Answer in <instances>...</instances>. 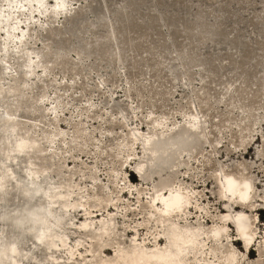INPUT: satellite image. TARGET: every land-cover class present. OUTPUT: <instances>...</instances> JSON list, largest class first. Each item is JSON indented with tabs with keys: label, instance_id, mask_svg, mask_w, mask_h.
Returning a JSON list of instances; mask_svg holds the SVG:
<instances>
[{
	"label": "rangeland",
	"instance_id": "374dc122",
	"mask_svg": "<svg viewBox=\"0 0 264 264\" xmlns=\"http://www.w3.org/2000/svg\"><path fill=\"white\" fill-rule=\"evenodd\" d=\"M67 1L73 12L67 19L35 12L37 16L30 20L37 26L30 25V35L20 48L34 56L49 42L50 52L42 51L38 60L47 59V54L58 62L64 59L42 78L45 98L39 104L45 116L23 108L26 100L39 95L42 82L26 90L25 102H19L17 89L24 84L16 90L9 88L16 69L24 76L23 68H17L14 43L7 45L10 56L3 58L0 53V94H6L5 100L0 99V115L17 110L14 121L38 128L33 138L45 151L56 154V165L47 158L43 167L34 160L28 140L20 138L19 128L0 116V170L9 169L15 177L0 194L5 203L0 211L12 215L35 207L49 220L44 228L32 222L18 231L8 221V225L0 224V264H7L2 259L12 255L8 251L1 255V249L8 246L24 253L20 264H83L79 253L85 255L89 239L78 227L80 215L75 208L86 203L99 209L107 195L114 200L119 195L118 204L129 210L124 215L123 208L117 211L108 203L109 212L117 214L121 240L127 242L133 234L130 229L123 232V227L135 224L144 227L141 238L153 228L148 222V197L160 181L170 177V183L192 190L198 199L201 211L195 213L191 207L188 223L199 220L205 229L219 225L233 203V199L220 201L224 174L246 178L251 184L245 214L258 239L250 253L242 245L236 249L246 257L245 264L259 263L258 248L264 249V0ZM3 4L0 0V9ZM18 8L10 10L12 16H18ZM3 26L0 21V44ZM41 70L37 67L26 79L33 81ZM58 97L61 103L53 120L47 108ZM192 115L200 121L198 129H189L187 121ZM156 121L165 124L163 130ZM77 123L82 136L73 128ZM170 130L181 133L169 139L160 135ZM188 132L194 140L185 139ZM133 133L136 141L130 139ZM46 134L53 135L52 147L44 143ZM6 135L11 142L2 154ZM149 136L155 152L145 150L144 159L143 142ZM16 141L25 144L21 151ZM128 154L131 157L124 162ZM142 161L144 180L136 168ZM127 181L139 195L117 192ZM18 186H25L29 193L18 194ZM33 192L39 195L30 196ZM67 192L71 195L69 211L63 197ZM8 216L10 222L15 220ZM54 223L69 245L76 239L82 242L70 259L67 250L48 245L45 234ZM226 226L228 240L237 238V229ZM37 234L42 238H36ZM11 236L21 242L8 240ZM222 240L221 250L227 245L225 237ZM105 254L112 256L113 251Z\"/></svg>",
	"mask_w": 264,
	"mask_h": 264
},
{
	"label": "bare ground",
	"instance_id": "6f19581e",
	"mask_svg": "<svg viewBox=\"0 0 264 264\" xmlns=\"http://www.w3.org/2000/svg\"><path fill=\"white\" fill-rule=\"evenodd\" d=\"M2 1L4 4L3 8L0 9V21L4 23V26L2 27L3 32L1 33L3 43L0 44V53L3 58L10 56L7 45L9 43H14L15 50H13V52L16 53L17 68L18 66L19 68L22 67V73L24 74V76H21L20 73L16 71V69L14 75L10 78L12 85H9V88L11 90H16L18 84H21V86L24 84L23 88L17 89V94L19 96L18 101L25 102L24 97L26 90L36 89L37 81H41L42 83L39 85V95L37 97L31 96L28 100H26L23 108L32 113H38L41 117L45 116L46 110H43L39 104L40 101L45 98L46 84L42 78L47 77L50 71L53 70V67L57 64H60L64 59L58 62L57 60L49 59V54H47V59L44 58L43 61L38 60L42 51L47 53L50 52H48V50H51L49 42L43 43L35 52L34 56H31V52L29 50L22 52L20 48L24 46L25 40L30 35L29 32L32 30L30 25H34V28L37 26L33 24L32 21L37 16L34 14L35 12H37L39 16L43 15L53 19H57L59 16H61V18L64 17L67 19L73 12L68 10L67 0H54L53 2L50 1V4L47 3V0H25V3L23 4L22 0ZM4 7H6V9ZM14 7H19L17 10L18 16L16 17L12 16L10 12V10H14ZM21 14H24V19H19ZM22 23H24V25H22ZM51 33L54 32L51 31ZM37 67H42V70L40 71L41 75L29 82L26 77L32 75ZM2 90L3 89L0 88V93H2ZM2 95L4 96L6 94H0V99L3 101L6 99V97H3ZM20 97H23V100H19ZM60 103L61 100L58 97L51 104V106L47 108V111L54 115L53 120L56 119L55 114L58 107L60 106ZM16 111L17 110H15V112ZM15 112H6L5 114L0 115L4 117L2 121H6L8 124L19 128L21 136L20 138L28 140V145L34 152L33 157L35 158V161L39 162L44 167L46 164L42 162L44 161L43 159L52 158V165H56L54 162L56 157L55 152L50 150L48 153L42 148V143L38 139L33 138L38 128H36L34 125L28 124L21 126L18 124L19 121L15 122ZM156 123L159 127L158 129H164L165 124L163 122L156 121ZM187 124L189 127H191L189 128L190 130H194L199 128L200 121L196 116L192 115L187 121ZM73 128L78 131V136H82V127L79 123H77ZM172 131L173 130L166 131L160 135L165 136L166 139L171 134L181 133V131ZM199 133L203 135L202 132L199 131ZM58 134L60 133L53 135ZM53 135L50 136L49 134H46L43 137L44 143L48 144L47 148L52 147L54 142ZM8 137L9 135H6L3 139L5 143L3 144L1 151L2 154L7 151V148L10 145L9 143L11 141ZM130 139L131 141H136L138 138L136 134L133 133ZM152 139L153 138L150 136L145 137L144 139L143 158L145 157V150H149L152 153L155 152V150H152V146L155 145L152 142ZM185 139L194 140V134L188 132V135ZM241 141L243 142L244 138H242ZM18 143H20L21 146L17 149L21 151L25 144L21 141L14 142V144ZM180 148H183V145H181ZM19 156L24 157L23 154ZM130 157L131 154H128L124 162H127ZM144 162L145 161H142L137 164L136 168L138 171L143 170ZM163 163L164 162H162V164ZM140 175L142 180H144L145 178L143 177V171ZM92 178L94 179V177ZM11 179H15V177L12 175L9 169L0 170V194L5 193ZM170 179L171 177L167 180L160 181V186L156 188L154 192L148 197V222L153 223L152 231L145 233V235L141 236L140 238L139 232L144 230L142 224L124 226L122 229L123 232L130 229L128 232L131 231V233H133L132 237H130L127 242H123L121 240V236L118 234L120 232V228L115 221L117 214L110 213L109 211L111 210V206L108 207V203L111 202L112 207H115L117 211H120L119 209L123 208L121 214L127 215L129 212L128 207H122L118 204L120 201L119 195H117L116 200L107 195L105 199L106 204L99 209L87 207L86 203L78 204V206L75 208V211L80 215L78 227L82 230V232H86L85 236L89 239L87 242L89 243V246L84 249L85 255H82V252L79 253V255L83 257V264H245V261L247 260L245 259L246 257L244 258L243 255H239L236 247L242 245V248L244 247L246 253L249 250L250 253L252 250H248V246L251 243L254 246L256 240L258 239L255 230L252 228L253 224L248 222L245 214L247 207L249 208L248 200L251 189L249 180L246 178L238 179L231 174L223 175V177L220 179V201L224 202L228 199H233V203L231 204L232 207L227 210L226 214L222 215L219 220L221 222L219 225L205 229L204 225L199 220H197L193 225L187 221L193 215L191 207L195 209V213H197V211H201L199 204L196 205L198 201L197 197L194 195L192 190H189L186 187H182L180 185L174 186L172 182L170 183ZM16 190H19L18 194L20 195L26 196L29 193V190L25 186H18L16 187ZM125 190H127V192ZM134 190H136V188L127 181L124 182V186L121 187L117 192L120 194L123 191V194L126 192L130 196L140 194L139 190H137V193H135ZM36 194L39 195L38 192H36ZM31 195L32 193L30 196ZM70 196L71 195L69 192L63 195L65 199L64 206L68 211L71 207V203L69 202ZM122 196L123 195H121V197ZM3 205H5V203L0 197V208H2ZM30 208L33 209H28L20 214L12 215L0 211V213L3 214L0 216V224L2 226L8 225V221L9 223L13 224L15 230L17 231L21 228V226L28 225L32 222H40V226L38 228L44 224H47V221L49 220H45V217L40 212L34 210L36 209L35 207ZM104 213H106V216H104ZM7 214L15 220L10 222V218ZM99 216H101L102 219H98L96 222V219ZM180 220L183 221V223H181ZM207 222L208 221H206V223ZM226 225L233 226L237 229V238L228 240L230 235L228 232H226ZM48 228L50 229V232L46 233L45 237H47L46 240L48 241L49 247H60L63 250H67L69 254L68 258H72L76 251H78V246L82 244L80 239H76L73 246L69 245L65 236L58 231L55 223L48 226ZM28 231L29 230H26L24 233H28ZM35 237L38 239L42 238V236L38 234ZM222 237H225L227 240V245L221 250L223 243ZM7 239L10 241L13 240L15 243L21 242V238L19 237L11 236ZM162 242H164L163 245H161ZM3 244L5 243L3 242ZM1 250V255L6 256L7 252L5 251H8L10 254H12L11 256L7 255L6 258H3V262H6L7 264H20V261H23L24 253H20L19 248L8 246L6 248H2ZM110 251H113V255L107 256L105 253H109ZM54 252H56V250L53 251V253ZM47 256L50 257L52 255L51 253H48ZM87 257H89V259H87ZM45 260L54 261L55 259L48 258ZM262 261H264V249H260L259 247L257 261L259 263L257 264H260ZM36 263L37 262H35V264ZM38 264H41V262Z\"/></svg>",
	"mask_w": 264,
	"mask_h": 264
},
{
	"label": "water",
	"instance_id": "95a60500",
	"mask_svg": "<svg viewBox=\"0 0 264 264\" xmlns=\"http://www.w3.org/2000/svg\"><path fill=\"white\" fill-rule=\"evenodd\" d=\"M35 195H38V194H36V192H33L31 196H33V197H34Z\"/></svg>",
	"mask_w": 264,
	"mask_h": 264
}]
</instances>
